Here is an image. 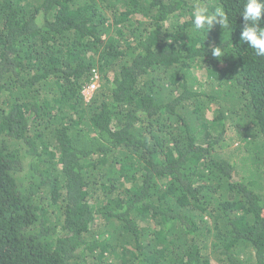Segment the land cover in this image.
Listing matches in <instances>:
<instances>
[{
    "label": "trees",
    "instance_id": "trees-1",
    "mask_svg": "<svg viewBox=\"0 0 264 264\" xmlns=\"http://www.w3.org/2000/svg\"><path fill=\"white\" fill-rule=\"evenodd\" d=\"M244 3L0 0V264H264Z\"/></svg>",
    "mask_w": 264,
    "mask_h": 264
},
{
    "label": "clouds",
    "instance_id": "clouds-1",
    "mask_svg": "<svg viewBox=\"0 0 264 264\" xmlns=\"http://www.w3.org/2000/svg\"><path fill=\"white\" fill-rule=\"evenodd\" d=\"M240 16L243 21L240 41L246 43L249 48L254 50L256 56L264 57V26H261L264 24V0H245ZM191 20L194 30L197 33L202 30H207L208 33L217 25L223 29L229 26L228 14L222 7L218 6L210 10L200 2L192 6ZM209 48L214 58H221L227 53L224 50V46L209 45ZM98 76L99 74L96 72L93 79V82H97L96 87L99 81ZM90 84H92V82ZM89 87L90 85L85 88V91ZM92 92L93 91H91V94Z\"/></svg>",
    "mask_w": 264,
    "mask_h": 264
},
{
    "label": "built area",
    "instance_id": "built-area-1",
    "mask_svg": "<svg viewBox=\"0 0 264 264\" xmlns=\"http://www.w3.org/2000/svg\"><path fill=\"white\" fill-rule=\"evenodd\" d=\"M96 84L97 83H95V82L90 84V87L87 89V91L90 92V94H91V91H93L96 88ZM87 97H89V96H87Z\"/></svg>",
    "mask_w": 264,
    "mask_h": 264
},
{
    "label": "rangeland",
    "instance_id": "rangeland-1",
    "mask_svg": "<svg viewBox=\"0 0 264 264\" xmlns=\"http://www.w3.org/2000/svg\"><path fill=\"white\" fill-rule=\"evenodd\" d=\"M95 83H97V82H95ZM88 96H90V92H88L87 90L86 91H84Z\"/></svg>",
    "mask_w": 264,
    "mask_h": 264
}]
</instances>
